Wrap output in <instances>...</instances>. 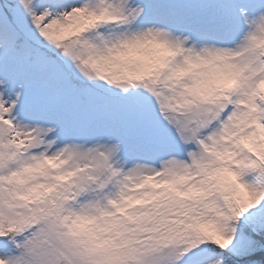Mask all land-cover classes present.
<instances>
[{
	"label": "snow or ice",
	"instance_id": "snow-or-ice-1",
	"mask_svg": "<svg viewBox=\"0 0 264 264\" xmlns=\"http://www.w3.org/2000/svg\"><path fill=\"white\" fill-rule=\"evenodd\" d=\"M264 0H0V264H264Z\"/></svg>",
	"mask_w": 264,
	"mask_h": 264
},
{
	"label": "trees",
	"instance_id": "trees-1",
	"mask_svg": "<svg viewBox=\"0 0 264 264\" xmlns=\"http://www.w3.org/2000/svg\"><path fill=\"white\" fill-rule=\"evenodd\" d=\"M253 260L264 261V253H257L252 257Z\"/></svg>",
	"mask_w": 264,
	"mask_h": 264
}]
</instances>
